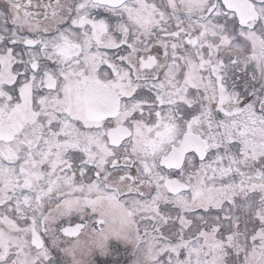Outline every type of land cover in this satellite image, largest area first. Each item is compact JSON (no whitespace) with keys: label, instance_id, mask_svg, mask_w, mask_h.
<instances>
[{"label":"snow or ice","instance_id":"6c2138e0","mask_svg":"<svg viewBox=\"0 0 264 264\" xmlns=\"http://www.w3.org/2000/svg\"><path fill=\"white\" fill-rule=\"evenodd\" d=\"M0 264H264V0H0Z\"/></svg>","mask_w":264,"mask_h":264}]
</instances>
